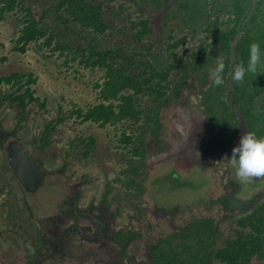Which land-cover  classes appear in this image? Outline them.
<instances>
[{"label": "trees", "instance_id": "16d2710c", "mask_svg": "<svg viewBox=\"0 0 264 264\" xmlns=\"http://www.w3.org/2000/svg\"><path fill=\"white\" fill-rule=\"evenodd\" d=\"M9 15L21 24L13 50L24 53L36 42L64 56L66 64L76 61L103 74L93 82L95 102L71 103L69 108L60 104L55 115L48 99L38 95L39 78L33 71L1 75L0 108L12 106L17 114L14 130H7L0 117V144L15 135L35 106L36 114L51 115L32 143L35 149L50 147L59 126L69 119L113 125L124 164L117 176L105 180L101 200L88 204L107 223L121 213L124 201L135 206L145 198L148 159L169 146L166 111L190 105L189 90L203 116L204 135L197 150L202 162L230 149L228 144L243 132L264 135V56L257 72L246 73L239 82L231 78L233 65L247 62L250 43H259L264 52V0H0V18ZM218 59L225 65L224 83L214 86L208 68ZM5 84H10L7 91ZM67 141L62 152L66 164L72 157H95L94 134L77 132ZM117 187L123 192H115ZM11 195L5 204L14 201V206L6 210V219L39 247L40 226L29 221L27 209ZM133 218L131 211L128 222L109 223L96 236L104 242L116 240V258H127V264H264V193L249 211L232 217L235 226L228 235L221 226L226 218L195 217L150 242L148 257L139 260L129 254V241L143 237Z\"/></svg>", "mask_w": 264, "mask_h": 264}, {"label": "rangeland", "instance_id": "374dc122", "mask_svg": "<svg viewBox=\"0 0 264 264\" xmlns=\"http://www.w3.org/2000/svg\"><path fill=\"white\" fill-rule=\"evenodd\" d=\"M20 25L15 15L0 18V76L12 71H33L39 78L38 95L48 99L52 115L57 113L60 104L69 108L71 103L95 102L97 93L93 82L101 78L103 71L79 66L76 61L66 64L64 56L48 48L41 49L36 42H31L24 53L13 50V39ZM3 56L7 58L3 60ZM2 87L7 91L10 84ZM187 95L190 105L166 111L164 136L169 146L148 159L149 188L145 198L135 206L123 200L121 213L109 217V223L121 226L128 222L129 212L133 211V225L140 228L143 237L129 241V254L138 260L148 257L150 242L195 217L208 216L219 221L226 218L221 226L228 235L235 226L232 217L249 211L264 193V177H253L241 183L235 176L230 156L241 134L228 144L230 149L221 150L213 161L199 159L197 150L204 135L203 116L195 105L197 96L192 89ZM37 108L35 106L13 137L6 136L0 144V205L4 208L0 206L3 214L0 233L4 234L0 264H127V258H116L119 249L116 240L96 239L109 223L98 208L88 206L90 202L97 204L101 200L107 188L105 180L117 176L124 164L123 152L116 149V128L113 125L101 127L93 121L79 124L69 119L59 126L50 147L35 149L32 143L51 116L48 112L36 114ZM16 114L12 106L0 108L7 130L16 128ZM77 132L97 137L95 157L89 161L72 157L66 164L62 152L67 140ZM9 138L22 141L48 173L44 186L35 193L25 191L10 168L5 149ZM117 190L123 192L118 187L115 192ZM13 192V197L19 198L20 204L26 207L29 221L40 226L43 242L39 247H34L23 230L6 219L13 203L5 204V200L10 196L11 201ZM117 203L115 200L114 204ZM9 234L15 236L19 246L12 243Z\"/></svg>", "mask_w": 264, "mask_h": 264}, {"label": "clouds", "instance_id": "9594fccd", "mask_svg": "<svg viewBox=\"0 0 264 264\" xmlns=\"http://www.w3.org/2000/svg\"><path fill=\"white\" fill-rule=\"evenodd\" d=\"M262 56H264V52H262L259 43L255 41L250 43L247 62L236 63L232 67V80L239 82L244 79L246 73L257 72ZM224 68L222 59H218L214 66L208 68V76L214 86L224 83L221 75ZM230 162L236 178L241 183L264 175V135H258L254 130L243 132L231 149Z\"/></svg>", "mask_w": 264, "mask_h": 264}, {"label": "water", "instance_id": "95a60500", "mask_svg": "<svg viewBox=\"0 0 264 264\" xmlns=\"http://www.w3.org/2000/svg\"><path fill=\"white\" fill-rule=\"evenodd\" d=\"M8 163L22 188L27 192H36L46 182L47 171L34 159L28 147L17 138H9L5 144Z\"/></svg>", "mask_w": 264, "mask_h": 264}, {"label": "flooded vegetation", "instance_id": "af4514ba", "mask_svg": "<svg viewBox=\"0 0 264 264\" xmlns=\"http://www.w3.org/2000/svg\"><path fill=\"white\" fill-rule=\"evenodd\" d=\"M29 193H32V192H29ZM33 193H35V192H33ZM12 207L14 206V201H12ZM18 204L20 205V206H22L21 204H20V199L18 198ZM1 206V205H0ZM2 207V206H1ZM3 208V207H2ZM26 208V207H25ZM4 209V208H3ZM1 208H0V219H1V217L3 216V214H1ZM4 216H5V214H4ZM8 236H10V237H12V243H14V244H17L18 245V242H17V239L15 238V236H13V235H11V234H9ZM1 242H3V244H4V234L2 233H0V244H1ZM19 246V245H18Z\"/></svg>", "mask_w": 264, "mask_h": 264}]
</instances>
